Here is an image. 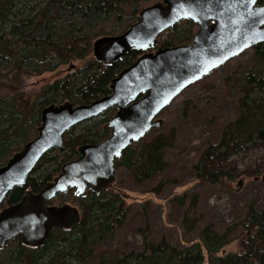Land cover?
I'll list each match as a JSON object with an SVG mask.
<instances>
[{
    "label": "trees",
    "instance_id": "obj_1",
    "mask_svg": "<svg viewBox=\"0 0 264 264\" xmlns=\"http://www.w3.org/2000/svg\"><path fill=\"white\" fill-rule=\"evenodd\" d=\"M157 1L0 0V166L37 135L43 107L65 101L89 104L110 93L112 78L142 52L132 49L106 65L93 56L94 40L121 34L139 19L143 8ZM196 31L194 22L180 20L158 36L155 48L189 44ZM251 50L257 66L239 78V114L192 164L199 181H220L228 175L226 160L254 144H264V42ZM61 65H70V69L34 96L21 90L25 77L54 71ZM115 112L116 108H111L66 131L62 145L47 151L36 163L28 177V189L38 192L52 181L64 163L78 157L79 146L105 140ZM172 143L170 133L157 132L127 147L115 160V168H126L134 180L143 181L164 169V152ZM24 192L13 188L1 207L16 203ZM176 199L182 204L180 196ZM64 203L79 210L77 224L51 230L38 247L26 246L16 237L0 248V264H264V206H247L239 221L243 231L234 252L222 251L232 228L219 232L207 224L199 239L186 245L164 238L148 241L145 234L141 248L98 253L97 246L112 241L127 217L124 195L115 181L100 193L87 190L85 195H77L69 189L50 202Z\"/></svg>",
    "mask_w": 264,
    "mask_h": 264
},
{
    "label": "water",
    "instance_id": "obj_2",
    "mask_svg": "<svg viewBox=\"0 0 264 264\" xmlns=\"http://www.w3.org/2000/svg\"><path fill=\"white\" fill-rule=\"evenodd\" d=\"M180 20L197 25L192 42L156 47L158 36ZM264 42V3L261 0H161L143 8L139 19L124 32L103 36L92 44L93 56L106 65L130 50L142 54L112 78L110 93L89 104L69 101L41 110L37 135L0 166V208L15 187L25 192L0 210V248L16 237L26 246H42L53 229H68L80 220L79 210L68 203L50 204L58 194L73 189L100 193L115 180V160L153 128L158 115L186 87L215 68ZM116 108L108 125L110 135L96 144L77 148L78 157L38 192L28 189V177L39 159L59 147L63 134L88 119Z\"/></svg>",
    "mask_w": 264,
    "mask_h": 264
},
{
    "label": "rangeland",
    "instance_id": "obj_3",
    "mask_svg": "<svg viewBox=\"0 0 264 264\" xmlns=\"http://www.w3.org/2000/svg\"><path fill=\"white\" fill-rule=\"evenodd\" d=\"M69 66L25 77L21 90L34 96L45 84L65 74ZM256 66L252 50L247 49L186 87L162 110L158 115L161 126L139 141L157 132L170 133L173 143L165 149V167L139 182L126 168L116 169L115 185L124 195L127 217L112 241L97 246L98 253L141 248L145 234L148 241L164 238L186 245L198 240L207 224L219 232L231 227L229 243L222 251L238 249L243 231L239 221L247 206H264V144L232 155L224 164L228 175L215 183L196 179L192 164L207 144L219 139L224 125L239 114V78ZM176 196L182 198V204Z\"/></svg>",
    "mask_w": 264,
    "mask_h": 264
},
{
    "label": "flooded vegetation",
    "instance_id": "obj_4",
    "mask_svg": "<svg viewBox=\"0 0 264 264\" xmlns=\"http://www.w3.org/2000/svg\"><path fill=\"white\" fill-rule=\"evenodd\" d=\"M6 207V206H5ZM1 208H4V207H1Z\"/></svg>",
    "mask_w": 264,
    "mask_h": 264
}]
</instances>
